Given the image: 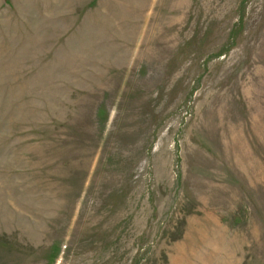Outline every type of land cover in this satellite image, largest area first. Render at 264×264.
I'll return each mask as SVG.
<instances>
[{
	"label": "rangeland",
	"instance_id": "rangeland-1",
	"mask_svg": "<svg viewBox=\"0 0 264 264\" xmlns=\"http://www.w3.org/2000/svg\"><path fill=\"white\" fill-rule=\"evenodd\" d=\"M0 264H264V0H0Z\"/></svg>",
	"mask_w": 264,
	"mask_h": 264
}]
</instances>
